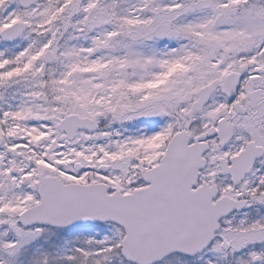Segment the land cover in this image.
<instances>
[{"label": "snow or ice", "instance_id": "1", "mask_svg": "<svg viewBox=\"0 0 264 264\" xmlns=\"http://www.w3.org/2000/svg\"><path fill=\"white\" fill-rule=\"evenodd\" d=\"M0 264H264V0H0Z\"/></svg>", "mask_w": 264, "mask_h": 264}]
</instances>
